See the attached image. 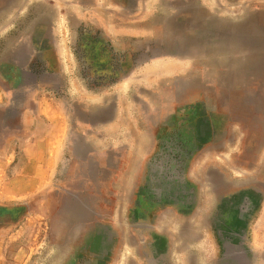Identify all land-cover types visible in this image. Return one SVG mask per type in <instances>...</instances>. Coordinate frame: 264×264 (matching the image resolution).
I'll list each match as a JSON object with an SVG mask.
<instances>
[{
	"label": "rangeland",
	"instance_id": "1",
	"mask_svg": "<svg viewBox=\"0 0 264 264\" xmlns=\"http://www.w3.org/2000/svg\"><path fill=\"white\" fill-rule=\"evenodd\" d=\"M139 1L0 0V182L23 164L26 120L46 90L71 118L55 184L27 202L0 204V228L30 215L24 227L34 233L31 245L45 243L30 264H264L263 236L252 234L264 229V178L253 177L251 165L221 170L235 157L211 153L223 141H207L204 121L211 114L220 127V113H254L253 127L262 129L264 93L256 99L236 90L244 77L235 61L215 73L173 59L187 54L180 38L188 22L203 17L201 8H186L193 0H144L142 11ZM162 68L175 75H158ZM83 72L103 76L104 84L90 87ZM133 73L134 124L128 117L113 130L77 124L75 116L91 114L74 98L115 91ZM137 128L149 130L152 144L145 159L133 160ZM224 134L239 135L238 127L225 123ZM250 142L248 162L264 146Z\"/></svg>",
	"mask_w": 264,
	"mask_h": 264
},
{
	"label": "crops",
	"instance_id": "2",
	"mask_svg": "<svg viewBox=\"0 0 264 264\" xmlns=\"http://www.w3.org/2000/svg\"><path fill=\"white\" fill-rule=\"evenodd\" d=\"M171 1L175 5V0ZM143 2L144 0H140L138 3L140 11L143 9ZM186 8L189 12H197V9L201 8L200 11L204 14L201 19L194 18V24L188 22L187 31L180 38L183 43L187 44V54L175 55L173 59L178 62L189 61V70L193 67L196 70L195 65H198L203 68L201 69L203 71L211 70L215 73H221V70L228 68L225 61H235L234 68L238 70L239 75L244 77L243 84L236 90L250 93L252 98L260 99L258 93H264V0H193ZM177 17L180 18V15ZM217 17L222 19L217 21L215 20ZM144 28L141 26V31ZM215 32L218 33L217 36H212ZM165 70L167 69L162 68L157 74L175 75L174 71ZM190 72L187 73L190 75ZM132 76L124 84H118L115 91L99 94L86 90L81 97L74 98L75 102L79 101L84 104L82 108L85 112L91 114V119L75 116L77 124L90 129L113 130L118 129L120 124L123 125L125 117L130 118L131 124H134L135 111H132V107L135 108V105L132 103L134 100L132 92L136 86L135 76L137 75L133 73ZM73 86L76 88V84ZM44 97L38 100L35 115L26 120V126L29 127L31 133L23 149L25 154L23 164L12 166L10 177L0 182V204H9L15 199L27 202L55 184L57 172L66 155L71 118L63 102L55 100L50 90L44 92ZM111 108H114V114L109 116L108 111ZM208 115L204 120L210 125L209 134L206 136L207 141L211 144L219 139L223 143L224 140L228 141L217 148L211 145L209 150L211 153H223V157H230V159L235 157L234 162L228 160L219 168L226 170L224 166L235 163L236 168L247 172L248 165H251L254 167L252 175L255 176L253 177L264 178V146L258 148L257 157L254 154L255 158L251 162L243 159L250 148L251 140H264V126L263 130L253 127L257 115L253 113L251 117L247 116L248 119L244 117L237 119L226 113H220V119L223 115L220 127L217 118H212L211 114ZM225 123L228 127L229 125L237 126L239 135H225ZM137 131L140 136L134 134L132 129L129 143L132 147L129 155L133 160L138 157L145 159L151 152L149 151V145L152 144L149 141L151 140L149 130L137 128ZM137 140H139L138 146ZM117 146L115 144L113 148ZM259 164H262V167ZM7 167L9 165L1 167V173L2 171L7 172ZM259 214V219L264 221V208ZM34 215H37L36 212ZM29 216H26L17 227L0 228V264H30L32 252L40 250V247L45 244L39 241L40 243L34 242L31 245L29 237L34 233H29L31 231L24 227ZM252 234L254 240L257 238V241H260L259 237L262 235L264 242V229L253 230ZM89 249L94 251L93 248Z\"/></svg>",
	"mask_w": 264,
	"mask_h": 264
},
{
	"label": "trees",
	"instance_id": "3",
	"mask_svg": "<svg viewBox=\"0 0 264 264\" xmlns=\"http://www.w3.org/2000/svg\"><path fill=\"white\" fill-rule=\"evenodd\" d=\"M83 78L86 80L88 85L92 88L98 87L99 85L104 84V79L102 78L103 76H94L92 77L91 75L86 74L85 72L82 73Z\"/></svg>",
	"mask_w": 264,
	"mask_h": 264
},
{
	"label": "bare ground",
	"instance_id": "4",
	"mask_svg": "<svg viewBox=\"0 0 264 264\" xmlns=\"http://www.w3.org/2000/svg\"><path fill=\"white\" fill-rule=\"evenodd\" d=\"M7 6V5H6ZM7 8V7H6ZM221 76V75H220Z\"/></svg>",
	"mask_w": 264,
	"mask_h": 264
}]
</instances>
